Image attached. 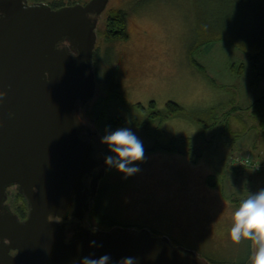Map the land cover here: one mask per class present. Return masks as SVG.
<instances>
[{"label":"rangeland","instance_id":"374dc122","mask_svg":"<svg viewBox=\"0 0 264 264\" xmlns=\"http://www.w3.org/2000/svg\"><path fill=\"white\" fill-rule=\"evenodd\" d=\"M27 1L63 6L88 0ZM254 8L255 0H109L96 27V91L84 105L85 123L100 136L113 117L123 118L122 126H127L130 111L123 100L143 106L153 100L157 108H164L171 100L187 112L203 116L205 121L210 108L218 104L248 106L261 96L264 85L250 87L249 61L244 52L225 39L205 43L192 54L205 72L195 68L189 58L199 39L198 25L204 15H210L211 30L230 33L238 18L242 24L253 21ZM112 10L126 13V40L104 39ZM232 64L243 65V71H233ZM109 91L119 92L123 100L102 101ZM228 119L221 117L208 129V147L197 151L198 158L154 151L145 153L141 171L127 180L120 174L102 177L98 198L101 213L119 225H147L169 236L173 244L195 250L211 264H250L255 246L251 241L233 243L227 225L230 212L250 193L264 188V167L255 171L231 165L233 158L246 155L264 163V142L256 129L245 133L236 117ZM225 122L234 126L228 133L223 132ZM159 124L158 120L153 122L150 134L132 122L129 127H133L146 149L155 145L153 131ZM160 128L174 137H194L200 129L196 122L184 117L168 118ZM104 151L103 146V154ZM209 174L214 185L207 182ZM13 197L15 208L21 201ZM156 213L162 217H155ZM173 215L174 225L164 224ZM193 217L197 220L192 227L202 236L180 239L176 221L191 226ZM88 222L100 227L91 214Z\"/></svg>","mask_w":264,"mask_h":264},{"label":"water","instance_id":"95a60500","mask_svg":"<svg viewBox=\"0 0 264 264\" xmlns=\"http://www.w3.org/2000/svg\"><path fill=\"white\" fill-rule=\"evenodd\" d=\"M108 1L52 8L0 0V264H78L105 253L113 264L128 256L136 264H211L147 228L84 224L105 169L100 135L79 110L96 91V27ZM14 183L29 203L23 221L3 205ZM70 218L78 223L68 227Z\"/></svg>","mask_w":264,"mask_h":264},{"label":"trees","instance_id":"16d2710c","mask_svg":"<svg viewBox=\"0 0 264 264\" xmlns=\"http://www.w3.org/2000/svg\"><path fill=\"white\" fill-rule=\"evenodd\" d=\"M52 8L60 7V5L52 4ZM253 21L242 24L240 18L233 24L230 33L224 30H211L209 26L210 15H204L198 25L199 39L194 44L190 52V62L198 70L205 72L203 66L195 60L192 54L205 43L210 41L225 39L238 50L244 52L249 61L250 71V87L255 88L259 84L264 85V0H255V8L252 10ZM254 14V15H253ZM104 39L107 41L126 40L128 38L126 30V13L123 10H112L106 20V27L103 31ZM231 69L237 73H241L244 69L243 65H231ZM120 98L122 96L119 92L109 91L102 101ZM127 109L130 111V121L136 125L144 128L146 134H150L153 130V122L158 120L159 126L154 128V135L156 142L153 147L146 148L145 153L154 151H164L168 153L187 154L191 158H198L197 151L206 149L209 141L206 139V133L209 128L216 124V120L224 117L225 119L236 117L240 123L243 124V132H250L251 129L259 132L260 138L264 142V87L261 96L255 98L248 106L240 107L234 102L221 103L211 107L208 114L205 116L208 121H205L203 116L187 112L181 105L174 101H167L164 108H157L153 100L147 106L141 103L130 105L123 100ZM173 117H184L190 121L196 122L199 126V131L194 137L185 136H169L164 130L160 128L161 123ZM229 120V119H228ZM124 119L121 117H113L108 120V123L114 126H122ZM232 122H225L223 125V132L228 133L234 126ZM233 126V127H232ZM223 133V134H224ZM244 133V134H245ZM237 135V134H236ZM200 142V143H199ZM249 156V155H246ZM262 156V155H261ZM253 159V158H252ZM254 160V159H253ZM257 161V160H256ZM261 169L264 163L261 162ZM232 168H244L246 166L231 165ZM250 168V167H249ZM107 175H117L115 171H106ZM211 175L207 177L209 185H214L211 182ZM99 194L93 202L91 216L99 223V225L111 227L116 222H110L107 219L108 214L101 213L99 210ZM244 264H247L244 263Z\"/></svg>","mask_w":264,"mask_h":264},{"label":"clouds","instance_id":"9594fccd","mask_svg":"<svg viewBox=\"0 0 264 264\" xmlns=\"http://www.w3.org/2000/svg\"><path fill=\"white\" fill-rule=\"evenodd\" d=\"M3 16L4 13L0 12V18ZM5 95L6 91L0 90V100ZM129 125L131 121L127 122V126L115 128L107 124L105 125L107 131L99 139V144L105 149L102 159L104 169L117 172L125 180L138 174L141 171V164L146 159L143 141ZM229 236L237 245L243 241H251L255 246L252 264H264V188L250 193L231 213ZM90 245L98 246L95 240H92ZM78 264H113V262L111 255L105 253L99 257L83 256ZM119 264H136V258L124 257Z\"/></svg>","mask_w":264,"mask_h":264},{"label":"flooded vegetation","instance_id":"af4514ba","mask_svg":"<svg viewBox=\"0 0 264 264\" xmlns=\"http://www.w3.org/2000/svg\"><path fill=\"white\" fill-rule=\"evenodd\" d=\"M94 53H95V50H94ZM93 62H94V57H93ZM83 114H84V106L79 110V117L82 120V122L85 123V121L83 119ZM85 124H87V123H85ZM102 148H103V145H101V149H100V152H101V154L103 156ZM106 175H107V173H106V170H105L104 175L99 178L96 196L99 194V192L101 190L100 189L101 185H100L99 182H100L101 178L102 177H105ZM12 196H14L13 198H16L17 200L21 201V203L18 204V205H16L15 208L12 207V204H13L12 203V198H11ZM96 196L94 197V199L96 198ZM94 199H93V201H92V203L90 205V210H89V213L86 216V219L84 221V224L88 225L90 228H93V229H95V228L96 229H109V228H111L112 226L111 227L101 226V225H100V227L91 226L90 223L88 222L89 216L91 214V210H92V206H93ZM3 205L4 206H7L13 213H15L18 216V218H19L20 221H23L28 216V212H29V203H28V200L26 199V197L24 196V194L21 192V189H20L19 185L16 184V183L11 184V185H8L6 187V196H5V199L3 200ZM231 213L232 212H230V214ZM158 216L159 217H162L161 215H159V214L156 213L155 217H158ZM174 218L176 220V216L175 215L171 216V218H167V219L170 220V222L169 221H165L164 222V220L162 222H164V224H167L168 226H171V225H174L173 224V219ZM193 218H192L193 223H191V226L190 225H187L185 223H181L178 220L176 221V229L178 230L177 233H178L180 239L184 240L185 238H188V236H190V237L202 236L201 232L195 231L194 230L195 228L192 227V224H194V222L197 220L196 217H193ZM188 220H191V218H188ZM76 223H78V221L76 219H71L70 218L69 220H67V226L68 227H72ZM115 225H119V224H115ZM122 226H124V225H122ZM227 226L230 229V226H231V217H229L228 225ZM129 227H135L137 229L147 228V229H149L151 231V234L152 235H155V236L165 235V234H162V232H158V231H154L153 229H150V227H148L147 225H138V226H129ZM188 227H192V228H188ZM228 233H229V231H228ZM176 245H180V244H176ZM16 252H17V249H11L10 250V253L12 255H14Z\"/></svg>","mask_w":264,"mask_h":264},{"label":"built area","instance_id":"2783aa9c","mask_svg":"<svg viewBox=\"0 0 264 264\" xmlns=\"http://www.w3.org/2000/svg\"><path fill=\"white\" fill-rule=\"evenodd\" d=\"M232 164L236 166H246L253 168L255 171L261 169V163L254 161L250 156H241L232 159Z\"/></svg>","mask_w":264,"mask_h":264},{"label":"bare ground","instance_id":"6f19581e","mask_svg":"<svg viewBox=\"0 0 264 264\" xmlns=\"http://www.w3.org/2000/svg\"><path fill=\"white\" fill-rule=\"evenodd\" d=\"M102 14V13H101ZM95 46H96V44H95ZM94 50H95V47H94ZM93 57H94V51H93Z\"/></svg>","mask_w":264,"mask_h":264},{"label":"crops","instance_id":"0c3cea01","mask_svg":"<svg viewBox=\"0 0 264 264\" xmlns=\"http://www.w3.org/2000/svg\"><path fill=\"white\" fill-rule=\"evenodd\" d=\"M250 157L254 159V157H252V156H250ZM254 161H256V159H254Z\"/></svg>","mask_w":264,"mask_h":264}]
</instances>
